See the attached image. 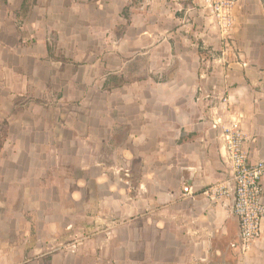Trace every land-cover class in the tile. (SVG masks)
I'll list each match as a JSON object with an SVG mask.
<instances>
[{
    "label": "crops",
    "instance_id": "0c3cea01",
    "mask_svg": "<svg viewBox=\"0 0 264 264\" xmlns=\"http://www.w3.org/2000/svg\"><path fill=\"white\" fill-rule=\"evenodd\" d=\"M34 1L0 0L3 97L68 94L78 77L53 55L44 32H61L69 20L77 27L91 8L111 21L110 0ZM114 4L120 12L128 7L129 16L103 29L123 32L102 59L88 56L90 81L81 87L102 103L91 99L85 109L57 97L21 108L0 99V120L9 126L0 151V212L16 222L15 213L25 215V237L36 244L24 252L39 256L37 264H264V222L261 238L242 253L232 247L239 224L231 201L213 204L203 195L228 180L231 167L221 129L212 127L214 112L197 101L200 85L230 97L221 116L241 118L249 163L264 161V0H241L234 9L225 64L203 61L205 47L217 53L223 45L202 0ZM19 15L38 30L33 45L21 42ZM66 167L70 177L61 186L54 172ZM64 186L66 201L48 197ZM185 187L193 197H184Z\"/></svg>",
    "mask_w": 264,
    "mask_h": 264
},
{
    "label": "rangeland",
    "instance_id": "374dc122",
    "mask_svg": "<svg viewBox=\"0 0 264 264\" xmlns=\"http://www.w3.org/2000/svg\"><path fill=\"white\" fill-rule=\"evenodd\" d=\"M132 5H137L142 0H130ZM37 3V0L34 1ZM109 7L107 10L109 11V20L110 23H104L103 21L107 22V16L104 18L102 14H99L91 8L89 11V16L86 12L81 13V21L79 25L76 27L75 25L72 26L70 23V20L67 21L68 23H65V28L61 32H51L48 30V32H44L43 28L39 25L41 29L40 32H44L47 34V37L45 40L48 42L50 46H52L53 55L63 58L64 61H67L65 63V70L72 71L74 76H77L76 84L77 87L75 89L70 90L68 94L59 96V95H33L28 94L26 96L19 97L18 95L9 98V96H5L0 94V99L3 104H10V103H16L21 108L25 105H30L31 103H37L38 105H45V104H54L57 100V97H63V104H74L78 105V108H85L87 106V103L91 99H98L101 97V95H94V94H83V90H85L84 87H87V82L90 81L86 75H84V72L87 71V65L90 64L88 62V56H91V53L94 51L96 52L98 58L102 59L104 55V51L106 48V44H108L111 40L118 38L119 34H121L123 31H108L104 30L103 27L105 26H118L121 22L120 18L125 19V17L129 16L128 13V7L124 8L122 12L120 9V6H115L114 0H110L108 2ZM111 4V5H110ZM30 18V17H29ZM32 18H38V16H32ZM70 19V16L68 17ZM90 20H89V19ZM27 19V16H17V26L21 30V32L26 33V36L23 37L21 34V42H26L30 44L36 43L40 37H36V31L30 28V25L27 27V23L25 21ZM32 19V20H33ZM105 19V20H104ZM92 24L94 26H92ZM11 26V25H10ZM11 28V27H10ZM25 30V31H24ZM40 30V29H39ZM12 41V40H10ZM15 41V40H14ZM58 42V44H57ZM62 46L61 47H59ZM105 45V47H104ZM203 54L209 55V56H216L217 55H224L226 52V55L228 51H226V48H224L219 52H214L211 49L205 47ZM219 57V56H218ZM68 58V59H67ZM67 65V66H66ZM130 67V66H129ZM96 72L103 71L102 62H98V65L94 68ZM131 70L141 72L143 70L142 64H133L131 65ZM66 72V71H65ZM66 81H72V80H65V85L68 84ZM101 79L96 78L95 84L97 87L101 85ZM6 80H0V93L3 91V86H5ZM30 96V97H29ZM29 98V99H27ZM99 100V99H98ZM100 103H102L101 100H99ZM84 106V107H83ZM71 108V107H69ZM68 109V108H67ZM67 111V110H66ZM80 112V111H79ZM9 126L6 119L0 120V151L4 147V139L7 135ZM68 167H66L65 170L58 171L56 170L54 173H60L59 174V185L63 186L64 179L70 176L68 175ZM56 178V177H55ZM66 187H63L64 191H52L48 192V197L52 198L55 197L56 199L63 198L66 201L65 195H67V192L65 191ZM39 194V192H36ZM22 206V205H21ZM11 209V208H10ZM23 208L19 206L17 210H22ZM50 209V208H49ZM16 210V208H15ZM51 210L53 211L54 208L51 207ZM50 211V210H49ZM18 211L15 213L18 218L17 222L12 221L11 219L8 220L7 216H4V213L0 212V264H37L38 263V257L34 254H29L28 252H24L26 246H29L30 243L32 246L36 244V239H27L25 237L26 233L24 232L23 228L26 227L27 224L23 223V217L25 215L19 214ZM10 215V214H9ZM6 217V218H5ZM15 217V216H14ZM38 225V224H36ZM35 234V232H33ZM14 248V249H13ZM12 250V254H11ZM49 261V260H48Z\"/></svg>",
    "mask_w": 264,
    "mask_h": 264
},
{
    "label": "built area",
    "instance_id": "2783aa9c",
    "mask_svg": "<svg viewBox=\"0 0 264 264\" xmlns=\"http://www.w3.org/2000/svg\"><path fill=\"white\" fill-rule=\"evenodd\" d=\"M241 0H202V8L212 26L218 32L222 45L226 51L234 47V17L233 11ZM226 52L222 58L206 56L204 62L211 60L219 64L226 63ZM206 68H202L200 80L207 78ZM203 84V83H202ZM199 103L208 102V108L214 112L212 127L221 129V140L225 157L230 162L231 177L208 187L203 195L213 204L228 199L231 201L232 214L239 224V238L232 247L240 249L242 253L249 252L262 236L264 222V161L256 164L249 163V154L245 150L246 134L242 129L241 118L231 114L229 121L221 116L223 106L230 105L231 98L217 95L215 91H207L200 85L198 88ZM230 112V110H228ZM184 197H193L192 187L183 189Z\"/></svg>",
    "mask_w": 264,
    "mask_h": 264
}]
</instances>
